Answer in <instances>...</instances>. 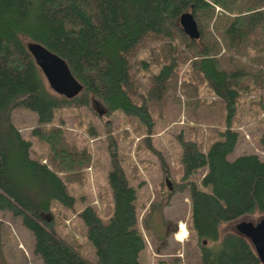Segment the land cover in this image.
<instances>
[{"label": "trees", "instance_id": "trees-1", "mask_svg": "<svg viewBox=\"0 0 264 264\" xmlns=\"http://www.w3.org/2000/svg\"><path fill=\"white\" fill-rule=\"evenodd\" d=\"M211 1L225 8L236 4V0ZM257 1L256 7L248 8L253 12L248 13L250 24L264 23V0ZM211 10L209 0H0V211L22 218L35 236V253L45 264H140L146 242L138 227L137 189L117 158V145H112L113 168L108 179L113 214L104 221L92 206L81 212L96 247L97 262L90 261L56 233L50 216L53 202L72 207L75 198L55 170L31 157V141L13 124L10 111L17 106L29 108L43 125L53 121L59 108L99 102L107 113L122 110L151 130L154 121L147 101L137 102L133 97L132 57L148 39H168L176 30L196 57L194 67L225 100L228 111L227 128L207 152L194 141L182 140L185 177L208 168L202 178L205 188L195 183L190 188L192 224L203 242L201 263L263 264L251 242L237 231L220 239L223 224L247 215H264V159L255 153L229 158L240 136L232 123L239 96L237 78L242 74L222 66L216 56L218 43L206 37L198 22V17ZM186 12L195 15L200 40H191L181 28L179 20ZM227 32L235 43L247 37L238 18ZM29 40L66 60L84 86L78 96L67 99L50 89L28 51ZM176 64L173 59L164 66L155 83L165 88ZM60 131L41 128L34 132L52 143L55 135L61 137ZM53 149L65 161L71 157L61 148ZM73 156L85 160L87 153L75 150ZM204 240L214 245H205Z\"/></svg>", "mask_w": 264, "mask_h": 264}, {"label": "rangeland", "instance_id": "rangeland-1", "mask_svg": "<svg viewBox=\"0 0 264 264\" xmlns=\"http://www.w3.org/2000/svg\"><path fill=\"white\" fill-rule=\"evenodd\" d=\"M209 2L213 10L198 17V22L206 37L218 43L216 56L222 66L242 74L237 78L239 96L232 123L240 136L229 158L255 153L264 159V23L250 24L253 12L248 11L249 5L256 7L258 1L236 0L228 8ZM237 18L247 37L235 43L227 28ZM183 37L178 30L168 39L152 37L132 57L133 97L137 102L147 101L154 121L151 130L122 110L107 113L99 102L59 108L53 121L43 125L29 108L17 106L10 111L13 124L31 141V157L55 170L75 198L72 207L53 202L50 216L56 233L92 262L98 259L96 247L81 212L92 206L104 221L112 216L115 203L108 174L113 168L111 147L117 145V158L137 189L138 227L146 242L140 264H202V242L192 224L190 188L192 183L205 188L202 178L208 168L185 177L182 140L194 141L207 152L227 128L228 111L225 100L194 67L196 57ZM173 59L177 61L174 73L163 88L155 83V77ZM41 128L59 129L61 137L55 135L51 143L35 134ZM54 146L71 157L63 160ZM75 150H85L86 159L74 157ZM262 216L247 215L223 224L220 239L235 232L238 221H257ZM169 221L175 226L170 235ZM0 264H45L35 253L33 232L10 211H0Z\"/></svg>", "mask_w": 264, "mask_h": 264}, {"label": "water", "instance_id": "water-1", "mask_svg": "<svg viewBox=\"0 0 264 264\" xmlns=\"http://www.w3.org/2000/svg\"><path fill=\"white\" fill-rule=\"evenodd\" d=\"M179 22L184 33L191 40H200L202 34L192 12L184 13ZM27 48L53 92L67 99H72L83 91V84L75 78L65 59L35 41H27ZM104 110L106 111L105 108ZM236 231L251 242L264 264V215L257 221L247 219L238 221Z\"/></svg>", "mask_w": 264, "mask_h": 264}, {"label": "flooded vegetation", "instance_id": "flooded-vegetation-1", "mask_svg": "<svg viewBox=\"0 0 264 264\" xmlns=\"http://www.w3.org/2000/svg\"><path fill=\"white\" fill-rule=\"evenodd\" d=\"M170 186H171L170 190L173 191V190H174V184H173V182L170 183ZM173 223H174V222L171 223V221L168 222V225H167V233H168V235L172 234V232H173L174 229H175V226H173ZM204 241H206V240H204ZM202 243H203V242H202ZM204 244H206V243H204Z\"/></svg>", "mask_w": 264, "mask_h": 264}, {"label": "crops", "instance_id": "crops-1", "mask_svg": "<svg viewBox=\"0 0 264 264\" xmlns=\"http://www.w3.org/2000/svg\"><path fill=\"white\" fill-rule=\"evenodd\" d=\"M184 225V224H183Z\"/></svg>", "mask_w": 264, "mask_h": 264}]
</instances>
